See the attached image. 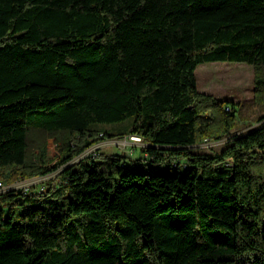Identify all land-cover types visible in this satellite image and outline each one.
Segmentation results:
<instances>
[{
    "label": "trees",
    "instance_id": "16d2710c",
    "mask_svg": "<svg viewBox=\"0 0 264 264\" xmlns=\"http://www.w3.org/2000/svg\"><path fill=\"white\" fill-rule=\"evenodd\" d=\"M209 62L264 102V0H0V180L57 171L0 192V264H264V114L233 134ZM128 134L140 157L78 159Z\"/></svg>",
    "mask_w": 264,
    "mask_h": 264
},
{
    "label": "rangeland",
    "instance_id": "374dc122",
    "mask_svg": "<svg viewBox=\"0 0 264 264\" xmlns=\"http://www.w3.org/2000/svg\"><path fill=\"white\" fill-rule=\"evenodd\" d=\"M196 79L198 89L201 92L230 101V108H226V110L232 111L233 109L237 117L236 126L232 129L233 134L246 132L258 124V117L264 114V102L256 96L255 68L252 65L233 62L202 63L196 69ZM132 120L130 118L124 122L104 123L101 126L113 133H118L129 127ZM132 136L134 135L108 137L87 149L78 159L88 156L94 150L106 153L122 152L131 157H140L143 155L141 147L144 146V143L141 140L134 139ZM225 141L226 138H223L218 140V142H212L210 146L199 147L203 151L215 153L223 147ZM48 154L51 159V165H53L58 151L52 139L49 141ZM182 160L184 159L181 158ZM180 168L181 172L185 171L182 166ZM56 174L57 171L46 176L28 179L29 181H22L30 182L29 188L35 187L38 190L41 189L40 186L48 178Z\"/></svg>",
    "mask_w": 264,
    "mask_h": 264
},
{
    "label": "built area",
    "instance_id": "2783aa9c",
    "mask_svg": "<svg viewBox=\"0 0 264 264\" xmlns=\"http://www.w3.org/2000/svg\"><path fill=\"white\" fill-rule=\"evenodd\" d=\"M227 109H229V107H227ZM132 137L136 140H141V138L134 137V136H132ZM212 142H218V140L214 141V140H211L209 138H206L204 140V142L202 144H200V146L201 147H207V146H210L212 144ZM28 181H18V182H14L10 185H6L3 183L2 180H0V192L5 191L9 188H19V189H24L25 191H27V190H29V185H31L30 182H28Z\"/></svg>",
    "mask_w": 264,
    "mask_h": 264
},
{
    "label": "bare ground",
    "instance_id": "6f19581e",
    "mask_svg": "<svg viewBox=\"0 0 264 264\" xmlns=\"http://www.w3.org/2000/svg\"><path fill=\"white\" fill-rule=\"evenodd\" d=\"M139 138V137H138Z\"/></svg>",
    "mask_w": 264,
    "mask_h": 264
}]
</instances>
